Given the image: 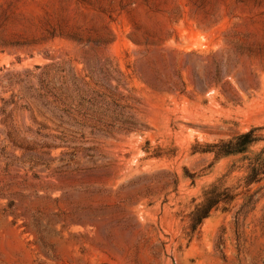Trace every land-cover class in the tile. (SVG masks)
Listing matches in <instances>:
<instances>
[{
	"label": "rangeland",
	"instance_id": "374dc122",
	"mask_svg": "<svg viewBox=\"0 0 264 264\" xmlns=\"http://www.w3.org/2000/svg\"><path fill=\"white\" fill-rule=\"evenodd\" d=\"M0 264H264V0H0Z\"/></svg>",
	"mask_w": 264,
	"mask_h": 264
},
{
	"label": "trees",
	"instance_id": "16d2710c",
	"mask_svg": "<svg viewBox=\"0 0 264 264\" xmlns=\"http://www.w3.org/2000/svg\"><path fill=\"white\" fill-rule=\"evenodd\" d=\"M249 135L250 134H246V135H244V137L246 138V137H249ZM213 207V204H209L203 211H202V213L200 214V216H199V220H202L203 218H205V217H207L208 216V213H209V211L211 210V208Z\"/></svg>",
	"mask_w": 264,
	"mask_h": 264
}]
</instances>
